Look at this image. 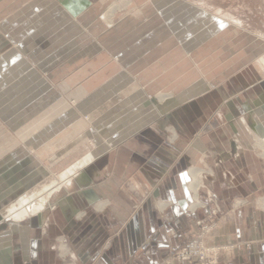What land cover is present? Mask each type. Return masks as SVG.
I'll return each instance as SVG.
<instances>
[{
  "label": "crops",
  "instance_id": "0c3cea01",
  "mask_svg": "<svg viewBox=\"0 0 264 264\" xmlns=\"http://www.w3.org/2000/svg\"><path fill=\"white\" fill-rule=\"evenodd\" d=\"M254 94L264 40L188 0H0V264H164L216 205L218 264H264Z\"/></svg>",
  "mask_w": 264,
  "mask_h": 264
},
{
  "label": "rangeland",
  "instance_id": "374dc122",
  "mask_svg": "<svg viewBox=\"0 0 264 264\" xmlns=\"http://www.w3.org/2000/svg\"><path fill=\"white\" fill-rule=\"evenodd\" d=\"M190 1L193 5H196L198 7H201L207 13L214 17H220L222 19H225L226 21L232 23L233 25H239L243 26L246 29L252 31L255 35L261 37V39L264 40V0H188ZM141 6L133 8V11H131L132 15L140 17L141 19L148 18L149 12H143L142 14L139 13V10L141 9ZM142 10V9H141ZM191 28L195 29L196 25H192ZM233 33H228L224 35L223 39L216 40L211 44V46L205 50L206 52L199 54V58H203L205 54H207V59H203L204 61V66L207 71H211L214 69V67L217 66H227V64H222V59L219 58L214 62V60H211V56L214 52L213 49L219 46L220 43H232L233 42ZM210 56V57H209ZM202 61V62H203ZM178 73V71L175 72V75ZM193 75V74H190ZM212 77V76H211ZM229 80V79H228ZM227 81V80H226ZM225 83V82H223ZM264 95V94H263ZM261 95V96H263ZM261 96L258 94H254L252 96H249L247 98L248 102L256 103L259 105L262 101L258 100L261 99ZM246 100V99H245ZM262 100V99H261ZM264 148V145H263ZM264 157V156H263ZM80 166V165H79ZM74 168L68 170L66 173L62 174L65 172V170H62L61 172H56L55 176L49 180L44 186L41 188L35 189L33 191H30L26 195H24L20 200L19 204L22 205L23 207L27 206V204H33L37 200L39 202L40 199H44L45 197L47 198L48 192H50V196L46 200H43L42 204L44 203L45 205L53 200V198L56 196V194H53L59 189V185L61 184V187L66 188L69 183L66 181H69L70 179L68 176L74 172ZM68 178V179H67ZM66 180V181H65ZM53 188L55 189L54 191ZM50 189V190H49ZM53 194V195H52ZM40 198V199H38ZM240 201V200H239ZM256 203L264 210V194H257L256 197ZM29 212H37L34 209H29ZM225 211L221 208V212L218 214V216H214L215 224H211L208 226L206 230H203L199 226V230L196 233L195 238L199 239L198 245L201 249H203L206 254L209 256H213L217 253H225L228 251L229 248H231L229 245L224 244V245H213L208 242V238L211 237L215 230L218 228V225L222 221L223 217L225 216ZM209 216L204 217L205 219L208 218ZM201 218V219H204ZM66 261L65 264H70L69 262V257L65 258Z\"/></svg>",
  "mask_w": 264,
  "mask_h": 264
},
{
  "label": "built area",
  "instance_id": "2783aa9c",
  "mask_svg": "<svg viewBox=\"0 0 264 264\" xmlns=\"http://www.w3.org/2000/svg\"><path fill=\"white\" fill-rule=\"evenodd\" d=\"M221 208L216 205L208 218L199 219L197 225L206 230L211 224H215L214 216H218ZM199 239H196L195 244L191 242L173 250L165 259L164 264H218L220 253L209 256L198 245Z\"/></svg>",
  "mask_w": 264,
  "mask_h": 264
},
{
  "label": "bare ground",
  "instance_id": "6f19581e",
  "mask_svg": "<svg viewBox=\"0 0 264 264\" xmlns=\"http://www.w3.org/2000/svg\"><path fill=\"white\" fill-rule=\"evenodd\" d=\"M167 98V97H166ZM261 99L262 100H264V95L263 96H261ZM258 100V102L259 101H262V100ZM263 103V102H262ZM260 104V103H259ZM256 123V122H255ZM257 128V127H256ZM264 130V129H263ZM255 131V130H254ZM258 133V132H257ZM256 133V134H257ZM261 138V137H260ZM263 144H264V142H263ZM50 190V189H49ZM55 189L53 188V190L52 191H54ZM48 196H50V192H48ZM48 196H47V198H48ZM46 197L44 198V199H40V198H38V199H40V201H42L43 202V200H46L47 199ZM42 202H39L38 200L35 202V203H33V204H27V206H25V207H23V212H28L29 211V209H34V210H36V211H41L43 208H44V203L42 204ZM22 210V209H21ZM10 216H11V214H10Z\"/></svg>",
  "mask_w": 264,
  "mask_h": 264
}]
</instances>
